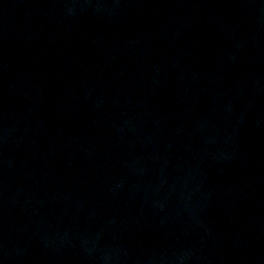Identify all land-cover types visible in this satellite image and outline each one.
I'll list each match as a JSON object with an SVG mask.
<instances>
[{
  "label": "water",
  "instance_id": "1",
  "mask_svg": "<svg viewBox=\"0 0 264 264\" xmlns=\"http://www.w3.org/2000/svg\"><path fill=\"white\" fill-rule=\"evenodd\" d=\"M0 264H264V0H0Z\"/></svg>",
  "mask_w": 264,
  "mask_h": 264
}]
</instances>
